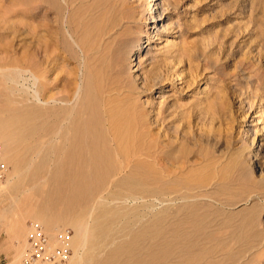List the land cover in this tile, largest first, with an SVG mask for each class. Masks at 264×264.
I'll return each instance as SVG.
<instances>
[{"label":"bare ground","instance_id":"obj_1","mask_svg":"<svg viewBox=\"0 0 264 264\" xmlns=\"http://www.w3.org/2000/svg\"><path fill=\"white\" fill-rule=\"evenodd\" d=\"M77 1L39 0L54 17L40 31L23 22L37 42H24L21 53L5 43L18 26L0 27V80L11 98L0 105V159L14 168L4 181L52 184L42 210L30 207L23 218L53 233L60 223L74 228L64 264H255L250 257L264 245V162L255 180L246 152L256 135L230 163L213 143L197 165L190 135L162 103L140 97L147 80L125 81L129 53L138 73L148 41L139 45L137 28L101 13L82 18ZM159 5L152 0L147 11L155 25ZM123 90L139 97L117 106Z\"/></svg>","mask_w":264,"mask_h":264},{"label":"rangeland","instance_id":"obj_2","mask_svg":"<svg viewBox=\"0 0 264 264\" xmlns=\"http://www.w3.org/2000/svg\"><path fill=\"white\" fill-rule=\"evenodd\" d=\"M23 1L0 0V27L3 22L8 29L14 24L18 26L17 33L8 30L5 40L17 53L23 51L24 42L28 49L33 47L29 45L31 41L37 42L32 35H26L23 22L36 25L40 31L39 25L45 22V17H49L50 22L54 17L43 2ZM151 1L78 0L72 9H82L84 19L91 20L100 13L107 19H117L123 28H137L134 36L139 37V45L148 41L150 50L143 49L138 73L130 69L133 53H129L125 81L134 75L139 76L138 84L147 80V91L140 97L153 101L156 107L162 103L163 109L169 111L164 113L166 117L172 116L171 120L190 135L192 144L189 142L187 146L194 151L192 160L197 165L204 164L206 154L216 144L218 149H225L224 163H230L240 155L241 142L247 141L249 147L256 135L254 146L246 152L249 155H244L256 180L259 165L264 162V0H157L164 16L156 25L146 20ZM2 44L0 37V48ZM147 51L150 54L146 56ZM51 75L55 78L56 74ZM66 75L67 72L60 77ZM155 83L158 86H154ZM4 89L0 80V93L3 90L0 105L11 99L7 93L3 96ZM123 93L116 95L117 106L126 105L129 97H139L126 90ZM252 154L262 157L261 161L257 162ZM6 165L12 173L14 168L7 162ZM21 179L22 182L20 179L16 180L18 183L14 181L12 187L7 179L0 188V264H24L29 223L41 221L23 217L30 207L42 210L47 191L52 187L43 179ZM15 198L16 203L13 202ZM10 205H14V209L10 210ZM251 206L252 203L241 205L236 210ZM259 217L264 222V211ZM62 228H69L75 236L74 228L62 223L54 230ZM45 230L50 236L55 235ZM253 257L255 264H264V245L259 246L250 259Z\"/></svg>","mask_w":264,"mask_h":264},{"label":"built area","instance_id":"obj_3","mask_svg":"<svg viewBox=\"0 0 264 264\" xmlns=\"http://www.w3.org/2000/svg\"><path fill=\"white\" fill-rule=\"evenodd\" d=\"M1 153L0 144V155ZM7 171L8 166L0 159V186L6 178ZM71 237V230L62 228L51 238L39 222L31 221L23 262L25 264H64L71 255Z\"/></svg>","mask_w":264,"mask_h":264}]
</instances>
